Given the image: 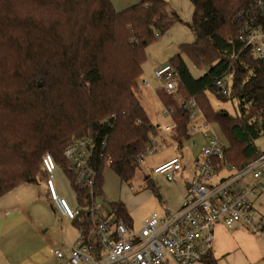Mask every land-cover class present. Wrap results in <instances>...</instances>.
Wrapping results in <instances>:
<instances>
[{
  "label": "trees",
  "instance_id": "trees-1",
  "mask_svg": "<svg viewBox=\"0 0 264 264\" xmlns=\"http://www.w3.org/2000/svg\"><path fill=\"white\" fill-rule=\"evenodd\" d=\"M247 1L191 0L197 38L181 44L169 61L177 75L176 98L164 88L156 91L163 106L173 109L175 142L190 136L177 98H194L205 119L221 130L225 160L237 167L261 152L254 140L264 133V63L250 59L238 40L236 17ZM177 21L166 0H138L119 11L111 0H0V196L20 184L45 181L46 152L77 191L61 153L72 136L95 141L94 199L103 194L106 162L121 182L131 180L157 134L134 88L146 47ZM183 55L207 71L193 77ZM227 76L229 93L217 94L213 81ZM206 90L220 100H236L233 113L214 109ZM89 190L79 189L83 219H74L86 231ZM110 208L133 223L123 201ZM202 262L218 264L211 252Z\"/></svg>",
  "mask_w": 264,
  "mask_h": 264
},
{
  "label": "built area",
  "instance_id": "built-area-1",
  "mask_svg": "<svg viewBox=\"0 0 264 264\" xmlns=\"http://www.w3.org/2000/svg\"><path fill=\"white\" fill-rule=\"evenodd\" d=\"M238 40L241 50L252 60L264 63V0H248L238 12ZM170 92L176 85V71L167 62L154 71ZM229 76L216 78L212 87L217 94L230 91ZM180 107L188 117L189 138L200 133L207 143L200 148L194 161V174L187 182L181 205L175 211L164 208L154 210L139 224H128L118 219L99 217V199H94L92 187L97 179L93 159L95 141L89 136H72L62 148V156L74 172L75 205L59 194L55 183V170L62 169L53 156L42 155V167L46 173L45 185L50 200L62 216L74 220L81 217L82 206L76 200L79 189H90L88 218L91 229L78 226V238L66 255L60 249L53 254L66 260V264H192L202 261L211 252L213 228L223 224L228 228L245 225L254 232L264 234V215L254 202L264 196V151L241 167L225 160V144L222 143L211 122L207 121L194 98ZM172 113V108H166ZM106 121V120H105ZM172 125L165 130H171ZM193 143L195 141L193 140ZM155 136L140 155V161L161 148ZM182 169L180 157L174 156L153 168L154 174H163L174 180Z\"/></svg>",
  "mask_w": 264,
  "mask_h": 264
},
{
  "label": "rangeland",
  "instance_id": "rangeland-1",
  "mask_svg": "<svg viewBox=\"0 0 264 264\" xmlns=\"http://www.w3.org/2000/svg\"><path fill=\"white\" fill-rule=\"evenodd\" d=\"M137 1L111 0L114 8L118 11L137 3ZM166 2L167 11L171 15L177 16L178 21L166 31L158 34L146 47V60L142 65L143 81L139 78L134 88L150 121L153 125H158L157 129L162 136L157 133L155 137L161 141L162 145L158 151L140 162L134 177L127 183L121 182L109 163H105L102 170L103 194L99 199V211L97 213L99 217L111 218L110 203L120 200L124 202L136 224L140 223L138 220L148 217L154 210L162 211L164 208H168L175 211L178 209L182 202L185 184L190 181L194 174V159L199 155L201 146L207 143L206 139L197 133L179 144L171 139V136L173 137L172 129L164 130L166 125L173 126L174 123L171 113L166 111V107L163 106L156 92L159 87L163 88L165 82L154 74V70L164 62L170 61L171 57L179 52L181 44H190L197 38L192 28L193 4L191 0H166ZM183 59L193 77L198 78L207 71V68L194 66L187 56L183 55ZM165 92L171 93L176 98V90L170 92L165 90ZM205 93L214 109L233 113V104L236 103V100H220L210 90H206ZM187 100L185 97H179V99L177 98V105H181ZM212 125L218 139L226 144L219 127L215 124ZM254 144L259 151H264V133L254 140ZM174 155L181 158L183 165L182 170L175 175L174 180H168L163 174L153 173L155 165ZM44 182L42 179L36 183L20 184L17 186L21 191L19 195L14 196L15 192L8 195H11L12 200L15 197L16 200L22 201L23 206L26 205L23 214L32 217L38 232L46 233L51 237L54 241L51 244L52 251H54L55 247L63 248V246L70 245L79 233H77L78 229L76 230L70 222L61 221L57 217L58 215L53 211L51 201L47 197ZM55 183L58 192L71 201L73 190L62 169L55 170ZM148 183L151 187H148ZM243 227L254 235V237H248L244 240V244L247 245L246 249H250L249 254H253L256 249L259 253L258 258L251 264H264V234L254 232L245 225ZM24 232L26 235L22 238L23 243L27 242L26 237L31 238L34 235L32 228L28 225L24 227ZM22 257L20 253L8 248L4 254L0 252V264H25L26 262L21 261Z\"/></svg>",
  "mask_w": 264,
  "mask_h": 264
},
{
  "label": "crops",
  "instance_id": "crops-1",
  "mask_svg": "<svg viewBox=\"0 0 264 264\" xmlns=\"http://www.w3.org/2000/svg\"><path fill=\"white\" fill-rule=\"evenodd\" d=\"M165 63L167 62H164L163 64ZM163 64H161L160 66H162ZM141 79L143 81V75H141ZM166 126H170V125H166ZM156 127H158V125H156ZM157 133L162 136V134L159 133L158 129H157ZM171 139L174 140L172 136ZM174 156H178V155H174ZM186 185L187 182L185 184V191H186ZM11 192H15L14 196H17L21 193L19 187H15L12 190L0 196V252L4 254V251L10 248V250L20 253L23 256L21 258V261L26 262L25 264H66V260L59 259L55 255H53V251H52L53 249L51 244L54 241L46 233L42 234L37 231L36 226L32 220V217L28 214H23V210L26 209V205L23 206L21 203L22 201L16 200L15 197L12 200L11 195H8V194H13ZM46 192H47V188H46ZM59 194L65 197L64 195H62V193L59 192ZM47 197L49 198L48 192H47ZM68 200L71 205H75L74 192L71 201L70 199ZM263 202H264V196L257 198L254 202L257 211L262 215H264ZM50 203L53 211L55 212V214L58 215L57 217L61 221H68L73 227H75L76 230L78 229L76 221L67 219L64 216H62L59 210L57 209V207L55 206V204L52 201ZM27 225L28 227L32 228L34 235L31 238L26 237L27 242L23 243L22 238L26 235V233L24 232V227H27ZM212 234H213V244H212L211 253L216 259L218 264H226V263L251 264L259 256L258 249H256V251L253 254H249L250 249H246L247 245L244 244V240L248 239V237L252 238L254 237V235L248 229L244 228L243 225L241 224H236L232 228H228L223 224H217L213 228ZM77 238L78 236L75 238V240ZM75 240L70 245L65 247L63 246L64 249L58 247L55 248L60 249L61 251L64 252V254L67 255L69 253L71 245L75 242ZM192 264H203V262L199 261V262H194Z\"/></svg>",
  "mask_w": 264,
  "mask_h": 264
},
{
  "label": "water",
  "instance_id": "water-1",
  "mask_svg": "<svg viewBox=\"0 0 264 264\" xmlns=\"http://www.w3.org/2000/svg\"><path fill=\"white\" fill-rule=\"evenodd\" d=\"M186 187H187V185H186Z\"/></svg>",
  "mask_w": 264,
  "mask_h": 264
}]
</instances>
